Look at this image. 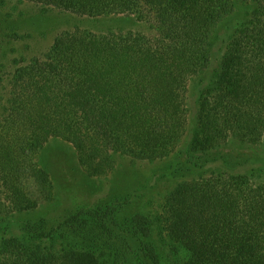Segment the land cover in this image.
I'll use <instances>...</instances> for the list:
<instances>
[{
  "label": "trees",
  "instance_id": "obj_1",
  "mask_svg": "<svg viewBox=\"0 0 264 264\" xmlns=\"http://www.w3.org/2000/svg\"><path fill=\"white\" fill-rule=\"evenodd\" d=\"M29 1L81 17L133 18L149 32L75 29L40 57L14 62L0 98L1 209L30 212L54 199L51 177L37 159L52 139L71 144L90 177L109 175L115 155L168 160L188 129L190 83L207 68L223 25L231 38L217 85L199 103L195 147L263 139L264 0ZM245 178L223 173L176 186L160 217L170 254L160 262L155 242L142 237L147 223L136 220L139 261L264 264V184ZM115 210L107 204L67 219L74 230L63 234L60 253L4 238L0 264H110L107 257L126 253L130 244L116 232ZM57 228L50 238L62 237Z\"/></svg>",
  "mask_w": 264,
  "mask_h": 264
},
{
  "label": "rangeland",
  "instance_id": "obj_2",
  "mask_svg": "<svg viewBox=\"0 0 264 264\" xmlns=\"http://www.w3.org/2000/svg\"><path fill=\"white\" fill-rule=\"evenodd\" d=\"M75 29L96 34L149 32L147 24L125 16L81 17L54 7L46 9L29 0H0V98L4 96L3 87L16 65L14 62L40 57L49 51L58 36ZM231 33L225 25L220 26L215 33L219 38L210 45L207 68L190 83L188 129L177 152L168 160L153 163L115 155L114 170L109 175L90 177L79 164L71 144L60 139L50 140L37 159L51 177L54 199L30 212L11 213L9 209L0 208V243L7 238V242L40 246L44 252L60 253L66 246L63 234L74 230L70 225L73 217L114 204L116 232L130 244L126 253L113 251V257H107L109 263L145 264L139 261L142 260L141 245L133 228L136 220L147 223V227L144 225L145 229H141L142 237L155 242L162 262L163 258H168L170 247L160 217L165 199L176 186L223 173L241 174L246 176L245 180L264 184V137L258 144L230 139L211 150L195 147L199 103L202 95L217 85ZM0 198H6L2 189ZM67 219L70 222L66 223ZM140 221L139 224H143ZM54 227H58L56 234L62 237L50 238ZM19 234L25 237L19 238ZM167 264L178 263L173 258L168 259Z\"/></svg>",
  "mask_w": 264,
  "mask_h": 264
}]
</instances>
